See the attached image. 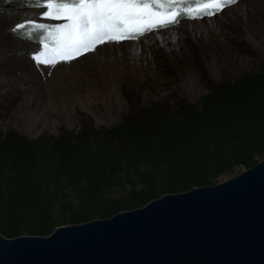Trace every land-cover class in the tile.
Masks as SVG:
<instances>
[{"label": "trees", "instance_id": "trees-1", "mask_svg": "<svg viewBox=\"0 0 264 264\" xmlns=\"http://www.w3.org/2000/svg\"><path fill=\"white\" fill-rule=\"evenodd\" d=\"M39 3L0 0V11ZM263 157L264 62L217 82L194 103L130 107L107 128L81 121L32 138L6 130L0 234L45 235L58 225L106 218L163 193L211 185Z\"/></svg>", "mask_w": 264, "mask_h": 264}, {"label": "rangeland", "instance_id": "rangeland-1", "mask_svg": "<svg viewBox=\"0 0 264 264\" xmlns=\"http://www.w3.org/2000/svg\"><path fill=\"white\" fill-rule=\"evenodd\" d=\"M191 3L192 14L206 7L223 10L183 18L140 39L105 43L76 54L71 62L57 57L55 66L38 64L33 55L41 45L25 38V29H13L26 20L66 21L42 19L40 3L1 10L0 133L13 130L32 138L43 131L55 134L60 127L76 129L81 121L107 128L130 107H171L180 98L194 103L217 82L263 64L264 0H237L229 6Z\"/></svg>", "mask_w": 264, "mask_h": 264}, {"label": "water", "instance_id": "water-1", "mask_svg": "<svg viewBox=\"0 0 264 264\" xmlns=\"http://www.w3.org/2000/svg\"><path fill=\"white\" fill-rule=\"evenodd\" d=\"M0 264H264V157L106 218L0 234Z\"/></svg>", "mask_w": 264, "mask_h": 264}, {"label": "snow or ice", "instance_id": "snow-or-ice-1", "mask_svg": "<svg viewBox=\"0 0 264 264\" xmlns=\"http://www.w3.org/2000/svg\"><path fill=\"white\" fill-rule=\"evenodd\" d=\"M196 3L229 6L237 0H196ZM40 6L45 9L42 19L66 22L26 20L15 25L13 31L29 29L24 32L25 38H35L41 45L33 59L51 66H55L57 57L71 62L78 58L76 54L95 51L105 43L140 39L150 32L174 26L183 18L210 17L223 10L206 7L192 14L191 0H40Z\"/></svg>", "mask_w": 264, "mask_h": 264}]
</instances>
